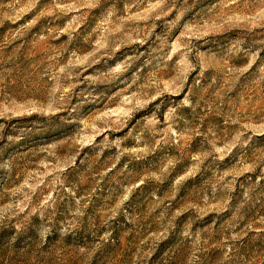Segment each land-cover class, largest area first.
Returning a JSON list of instances; mask_svg holds the SVG:
<instances>
[{
    "label": "rangeland",
    "instance_id": "374dc122",
    "mask_svg": "<svg viewBox=\"0 0 264 264\" xmlns=\"http://www.w3.org/2000/svg\"><path fill=\"white\" fill-rule=\"evenodd\" d=\"M0 264H264V0H0Z\"/></svg>",
    "mask_w": 264,
    "mask_h": 264
}]
</instances>
